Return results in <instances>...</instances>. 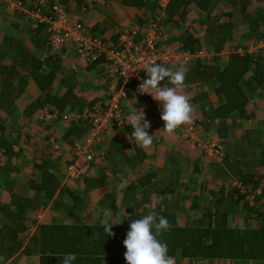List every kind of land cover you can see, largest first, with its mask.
I'll return each instance as SVG.
<instances>
[{
  "label": "trees",
  "instance_id": "trees-1",
  "mask_svg": "<svg viewBox=\"0 0 264 264\" xmlns=\"http://www.w3.org/2000/svg\"><path fill=\"white\" fill-rule=\"evenodd\" d=\"M49 1L50 4L54 3L52 0ZM60 1L68 8L73 4L71 0ZM72 1L75 2L74 10L85 6L83 5L85 0ZM122 2L141 10L142 13L137 14V25L140 27H144L150 18L157 14V0ZM192 3L197 4L204 12L203 33L201 34L195 26H184L185 29L181 30L180 34L176 32L174 37L183 49L191 51L200 49L204 39L214 55L192 58L186 63L173 61L164 66L173 70L184 68L185 87L196 86L205 81L212 84L216 104L207 93H199V97L192 100L202 106L200 114L203 116V125L214 123L218 133L222 137H227L229 127L235 126L227 121L232 113L238 112L242 120L255 117L250 110L251 103L246 89L254 92L264 87V50L244 53L230 51L227 54H222V51L227 46H233L235 49L248 48L252 44L264 41V0H172L168 3L167 15L162 18L160 24L170 23L172 29L177 31L188 19V6ZM70 10L74 11L71 6ZM223 16L227 18L224 19ZM29 27L27 30L32 45L40 50L47 48V53L46 57L40 58L22 44L16 48L18 50L12 56L11 66L4 70L0 68V110L7 115L16 112L15 101L27 83L22 76L24 74L18 70L19 66L30 76L40 92L24 109V117H31L38 108L45 106H55L59 111H63L71 101V98L68 100L67 94L59 96L52 92L54 80L63 68L59 56L48 54L49 32L46 26L39 24L37 27L30 29ZM104 31V25H96L93 29L94 34L105 35ZM17 43L21 44L22 41L18 38V42H15L13 37L7 36L0 46V50L3 47L6 48L4 50L6 52L1 53L4 52L6 55L7 48ZM73 108L77 107L73 105L69 107L70 110H76ZM59 118L63 119L62 113L59 114ZM2 122L0 115V150L11 158L15 154L16 143L7 139ZM68 129H70L68 134H75L73 137L76 139L82 136L85 129L89 131L90 124L80 118H72ZM253 133L259 132L254 129L245 131L242 140L248 145H240V151L236 152L238 156L236 153L235 157L228 153L222 158L227 166L226 170L222 169L223 177H228L232 184L228 190L223 185L218 190H209L206 183L201 182L196 193L194 192L192 196H183L190 190L191 184L197 183V175L203 171L198 162L194 164L187 181L180 179L182 166L179 161L167 165L169 171L164 178L159 173L153 175L148 173L140 178L138 184L147 195L154 192L157 195L154 199V210L166 217L171 225L168 231L158 237L167 243L170 256L264 258V172L259 175L251 172L254 166L264 165V144L261 145V150L253 149L256 147L253 146ZM249 154L257 161L255 165L248 162ZM40 168L42 170L40 180L32 184L35 187L34 196L13 193L9 203L0 199V264H5L18 253L37 256L38 262L31 264H61L66 253L76 254L77 259L73 264H126L123 240L129 224L132 219H138L149 211L140 208L135 193L130 195L131 199L126 212L123 213L121 223L112 220L113 223H118L112 226L115 235L107 236L100 224L103 211L101 219L94 223L83 222L81 216V206L85 204V199L89 198L90 189L104 186L105 176L99 174L100 176L94 177L87 174L81 183L85 188L78 191L79 187L72 188L61 183L56 161L43 159ZM49 169L54 170V174L50 173ZM2 184L3 182H0V187ZM246 194L253 196L252 203L250 199H246ZM66 197L69 199L66 200ZM110 197L113 198L108 202L104 198L100 200L105 201L104 209L116 208L115 195ZM139 199L142 204L149 202L146 195H141ZM241 202H245L244 210L249 211L250 218L252 215L257 216L258 221L255 224L246 218L239 222V225L233 224V216L242 214L243 209L239 208ZM49 204L51 207L62 208L68 218L37 222L32 212ZM180 209L187 214L197 215L192 219L188 218L185 224H180L178 219ZM129 217L131 219H128ZM34 225L36 229L30 234Z\"/></svg>",
  "mask_w": 264,
  "mask_h": 264
},
{
  "label": "rangeland",
  "instance_id": "rangeland-1",
  "mask_svg": "<svg viewBox=\"0 0 264 264\" xmlns=\"http://www.w3.org/2000/svg\"><path fill=\"white\" fill-rule=\"evenodd\" d=\"M120 6V2L118 3V0L115 3L111 2H103L102 0H98L96 2H90L85 6V10L81 11L80 15L82 19L85 21L87 19V15L90 12H93L94 14H98L100 17H103L105 14L111 13L115 14L118 16V20L121 22V26L125 27L124 33H130L132 29L128 28L127 26H134V13L133 11H127L126 8H118ZM73 8V7H72ZM77 8V7H76ZM118 8V9H116ZM2 12H0V29L3 31L6 29V27H10L11 32L16 31L18 34V27H15V24H23L21 20L18 18L15 19V14H12L9 10L7 11L6 8L1 7ZM81 10V9H79ZM78 10V11H79ZM77 11V10H76ZM164 11H161V13H158L156 15L160 16L161 20L164 18ZM87 14V15H86ZM97 15V16H98ZM94 17V16H93ZM189 20L187 21L189 24H194V26L199 30V32L202 34L203 29H204V24H202L203 17H204V12L203 13H192L190 14ZM196 18V19H194ZM224 19H226V16H223ZM160 20V22H161ZM14 22L12 24H9L8 22ZM85 23V22H84ZM88 24V23H86ZM25 25H22L20 28L23 29L24 33H27L24 30ZM128 28V29H127ZM162 29L164 34L169 38L167 40V44L172 47V48H178L179 41L174 37L175 31L172 29L170 23H163ZM144 31L143 29L137 30L136 36L139 35L141 36L140 39H142V35ZM240 31H238V34ZM200 34V35H201ZM19 35H23L22 33H19ZM27 35V34H26ZM202 36V35H201ZM203 44L207 50H208V55L207 57H212L214 55V52L210 50V47L208 46V42H205L203 39ZM240 48V47H239ZM232 49H235L233 46H227L223 51L222 54H227V52L231 51ZM236 50V49H235ZM74 54V53H73ZM199 58V57H198ZM203 58V57H202ZM179 61L182 63H186L184 61L180 60H175ZM73 62V61H72ZM71 62V63H72ZM81 62V63H80ZM79 63L76 62V66L79 67V65L82 67L85 61H80ZM79 70V68H78ZM60 76V75H59ZM88 83H86L84 86H82L83 91H86L87 93H91L95 91V89L91 88V81L92 78L90 75L87 76ZM104 79V78H100ZM101 80V82H102ZM104 81V80H103ZM162 84V83H161ZM163 85V84H162ZM103 87V85H101ZM55 89L56 92H60V87H59V82L55 84ZM193 92H201V90H208L212 94L211 100L216 104V99L214 96V92L212 90V84L210 82L207 83H201L199 85H196V87H192ZM187 91H190L188 89ZM37 92L35 85L30 86L28 89V98L29 95ZM248 92V90H247ZM130 98L133 100H136L137 95L133 91L132 94H130ZM91 96V95H90ZM24 102V101H23ZM136 102V101H135ZM252 102V106L254 105L255 107H260V112H258L257 117H252V119H244L245 122L240 123V125H236L233 128L231 126L229 127L230 130L228 131L227 137H222L218 131L215 128L214 123H211L209 125H203V118L200 117V115H195L196 118L193 119L200 124V131L197 132L193 140H188L187 138L185 140L183 137V133L181 134V130L176 129V131L169 135L163 131V133H157V132H150L152 130L151 128L149 129V134L153 135V146L157 145V149L152 147L148 148L151 156L155 159V162L158 166H161V161L165 158V153L167 154L166 157H170L167 165L170 166L172 162L174 161V156H178V161L181 163L182 170H181V175L180 179H187L188 176L190 175V172L197 162L199 163L200 167H203V171L200 172V175H197L198 181L195 184H191L189 189L187 191V194L183 196H192L193 193L197 192L200 189V183L205 182L207 188L209 190H218L222 185L228 190L231 188V180L228 177H223L222 174V169L227 168L225 162L222 158L224 154H230L234 156V154L239 150L240 145L241 146H246V141L242 140L243 134L245 133L246 129L252 128L253 124H258V121L261 119L264 120V100H261L259 97L252 98L250 103ZM190 103L192 105V99H190ZM132 101L127 102L125 105L126 111H133L134 108L132 107ZM19 106H22V104L19 102ZM17 107H18V102H17ZM18 110V108H17ZM140 110V109H139ZM1 119H2V125L5 127V136H7V139L10 141H14L16 150L15 154L11 157L8 158V156L3 153L4 151L1 150L0 154V182H3V184L0 187V199L3 201L9 200L10 197V189L11 187L17 185V191L18 189L21 191H26L28 189L29 191V186L32 185L34 182L37 180H40V176L42 174L41 168H35L33 166V161L32 160H40V162L43 161V159L47 160H58V168H59V173L61 175V183L63 182V185L69 186L72 188H78L79 190H83L85 187L81 185L82 180L87 177V174H90L94 177L98 176L100 173L105 172L106 175V170L109 168L108 160H109V153H108V145L109 142L110 144L113 141L114 138H116L118 141H120L124 146L127 144L128 152L133 154V142H132V137H129L128 140L130 141L129 144L126 143V134L128 132V128L126 127L125 130H111L110 132L104 133L102 136L101 140L94 139L91 144V154L98 153L99 156L96 157V161L92 162L90 165L89 170L87 171L86 174H84L81 178H79L77 181H71L66 177V172L68 171V168L71 163H73L76 159V153H75V145L76 143H88L87 138L91 136V130L87 132V129L83 131V134L80 138H74L73 136L75 134H68V128L70 126V119H60L59 117L53 118L50 120H45L40 118V113L31 116L30 118H26L24 116L18 115V111L15 113H12L11 115H6L5 113L1 114ZM157 120H161L160 117ZM21 121H24L26 124L24 126L18 127V124L21 123ZM162 121V120H161ZM158 124H161V122L157 121ZM163 125L164 122L162 121ZM127 124V123H126ZM126 124L122 125L125 126ZM121 126V127H122ZM25 127V132H29L32 134L33 141H30L28 144H24V149L26 150L25 153H21L18 157V131H22V128ZM91 127V126H90ZM120 128V127H115ZM70 130V129H69ZM110 130V129H109ZM23 132V131H22ZM130 132V130H129ZM167 134V135H166ZM179 134V135H178ZM118 136V137H117ZM185 136V135H184ZM177 137V138H176ZM181 137V138H180ZM186 137V136H185ZM161 138V139H160ZM115 140V139H114ZM179 140V145L181 148V151L179 154L176 155V153H173L174 151L171 149H175V143ZM108 141V142H107ZM219 141L221 145V151H222V156L220 153H218L216 150H210V145L213 142ZM264 144V139L260 140ZM125 142V143H124ZM135 142V141H134ZM156 142V143H154ZM108 144V145H107ZM170 144L172 146H170ZM151 145V146H152ZM130 146V148H129ZM258 149L261 150L262 146H256L253 147V149ZM251 149V148H250ZM90 151V150H88ZM112 153L110 152V157L111 160L115 159V162L121 165V169L118 172V170H114L112 168L109 169L107 173V177L105 178V188H109L113 191H116L118 189L117 185H119L122 182H126L128 184L129 182H133L136 185V182L134 181L133 174L130 175L129 170H126L127 164H125V160L122 159V155L117 152L111 150ZM152 151V152H151ZM253 152V151H252ZM217 154V155H216ZM236 156L238 154L236 153ZM259 156V155H258ZM103 157V158H102ZM113 157V158H112ZM248 157V158H247ZM246 158L248 159V162L252 164H256L257 161L254 160V157L251 156L250 154ZM233 158V157H232ZM259 161V160H258ZM20 164V165H19ZM108 164V165H107ZM19 165V166H18ZM126 165V166H124ZM147 165V163L142 164V167ZM153 165V164H152ZM23 166V168H22ZM120 166V165H118ZM154 166V165H153ZM104 167V168H103ZM168 169L163 170L160 173V176L164 178L166 174L168 173ZM264 172V165L259 166L256 168L254 166L251 170V172H255L256 175H259L260 173ZM213 174L214 177H212ZM100 176V175H99ZM20 178V179H18ZM233 179V178H232ZM230 180V181H229ZM164 181V180H161ZM20 182V183H18ZM236 180L234 181V183ZM163 183V182H162ZM138 184V182H137ZM237 185V184H236ZM18 186L20 188H18ZM22 188V189H21ZM81 188V189H80ZM115 188V189H112ZM97 189L98 186L92 187L90 189V193L92 196H94L96 193L97 194ZM138 189V188H137ZM185 192V191H184ZM157 195L153 196L151 199L149 198V202L155 203V198ZM69 197H66V200H68ZM246 199L249 200L252 203L253 202V196L249 194L247 196L246 194ZM87 199H85V204L81 206V216H83V222L86 223H94L97 222L100 218L101 215V209H95V205L93 203L87 202ZM130 201V200H128ZM95 202V201H94ZM91 205H90V204ZM250 203V204H251ZM120 208L123 207V198L120 195V199L118 201V205H120ZM51 204H49L45 208H39L35 211L32 212V215L37 219V222L41 221H49L51 219H64L66 218L67 214L66 212L60 208V207H50ZM239 208L242 211V214L240 215H234L233 216V224L234 225H239V222L241 223L242 220L244 221V218H246L250 223L255 224L258 219L257 216L252 215L251 218L249 217V211H245V202H241L239 205ZM49 209V210H48ZM124 209V208H123ZM123 213L119 207H116L115 209L112 210V219L115 222H121L122 221V216ZM197 215V213H192V214H187L184 210L180 209L178 211V218L180 221V224H185L186 221H188L192 218H194ZM189 216V217H188ZM256 217V218H255ZM68 218V217H67ZM68 221V220H65ZM36 229V225L32 226L30 230V234H32ZM38 262V257L35 255L28 256L24 253H19L17 256H15L14 259L7 261L6 264H31V263H36Z\"/></svg>",
  "mask_w": 264,
  "mask_h": 264
},
{
  "label": "crops",
  "instance_id": "crops-1",
  "mask_svg": "<svg viewBox=\"0 0 264 264\" xmlns=\"http://www.w3.org/2000/svg\"><path fill=\"white\" fill-rule=\"evenodd\" d=\"M52 1L54 2L56 0H52ZM58 1L61 2L60 0H58ZM91 1L92 2H96L98 0H85V4H83V5L86 6ZM102 1L104 3L105 2L115 3L117 0H102ZM170 1H172V0H157L158 9H157L156 13L158 14V13H161V11L165 10L164 11V16L166 17L167 9H168L167 7H168V5H169L168 3ZM49 2H51V1H49ZM119 2H120V6L118 8H120V7H121V9L122 8H126L127 11H129V12L133 11V13H134V17H133L134 21L133 22L135 24H134V26H129L128 25L127 27L130 28V29L133 28V30L143 29L144 27H142V26L140 27L139 25H137L138 24L137 23V14L140 15L142 13L141 10H139L134 5H126V4H124L122 2V0H118V3ZM72 3L75 4V2L71 0V4ZM73 4L69 5V8L68 7L67 8L70 10V6H71V9L73 7V10H74V5ZM1 7L6 8L7 11L9 10L6 2H4L3 0H0V12H2ZM118 8H116V9H118ZM74 11H76V10H74ZM195 12L203 13V11L197 6V4L192 3L190 6H188V14L190 16V14L195 13ZM11 13L15 14V19L18 18L19 20H21V22L23 24H15L16 25L15 27H18V34L16 33V31L11 32L12 28L10 29V27H8V26L3 31L0 29V46H2L3 40L7 36L8 37H10V36L13 37L15 42H18V38H19L20 41H22V43L21 44L17 43V44L12 45V46L10 45L7 48L8 52H7L6 55L4 54V52H6V51H4L6 48L2 47V49L0 50V53L2 51H4V52L0 54V60L2 61V62L0 61V68H2L3 70L11 66V64H12L11 63L12 56H13L14 52L16 50H18L16 48H19V46H21L22 44H23L24 47L29 49L32 52V54H36L40 58L46 57V53H47V51H46L47 48H44V49L40 50V49H37L36 47H34L32 45V42L30 41V38H29V33H28L27 28H28V26H30L29 27V29H30L33 26L31 25L30 20L28 19V17L24 13H20V12H18V13L11 12ZM97 15L98 14H94L93 12H90L86 16L87 19H85V21L82 19L85 22L84 24L86 26V29L90 33L94 34L93 33V29L95 28L96 25H104V27H105V31H104L105 35H100V34H95V35H100L103 38L105 37V39L108 40L110 43L116 44V46H118L119 45L118 44L119 40L121 39V36L123 34H125L124 31L126 30L125 27L121 26V24H120L121 22L118 20V16L115 15V14H111V13L105 14L103 17H100L99 15L97 16ZM194 19H196V18H194ZM188 20H189V17H188V19H186V22L181 24V25H183V27H180L179 29H177V31H175V33H174L175 35H176V32H178L180 34V31L185 29L184 26H187V27L194 26V24H189L187 22ZM8 23L12 24L14 22L10 21ZM86 23H88V24H86ZM22 25H25L24 26L25 27L24 30L27 31V33H24L23 29L20 28ZM19 33H22L23 35H19ZM127 34H129V33H127ZM114 35H115V39H114ZM135 38H136V40H139V38H141V36L139 37V35H138ZM179 45L182 46L180 43H179ZM2 56H3V59H2ZM59 60H60V63H61V67L63 69L59 72V74H57V77L54 80V83L52 85V92L55 95H59V96L67 94L68 100L71 98V101L68 103V106H66V108L63 111L62 110H60V111L58 110L59 113H62V114L66 113L67 114V113H72V112H76V111H81V110H83L86 107H92V106H94L96 104H101L102 102L107 100V98L109 97L108 85L110 84L111 79L108 76L107 67H106V64L104 62H82V63H84V64H82L83 66L81 67L79 65V67H77L75 65L76 62L79 63L80 61H83V60H79L73 54L72 51H69V53L67 54V57L64 58V59H61L59 57ZM173 61H175V60H173ZM173 61H163V62H160L159 64H162V65L171 64V63H173ZM177 62H179V61H177ZM180 63H182V62H180ZM78 68H79V70H78ZM18 70L21 72V74H24L22 76H24V79L27 81V83H26L24 89L20 92L17 100L15 101V109L14 110H16V112L18 111V115L23 116L24 111H25L24 109L26 108V106H28L34 99H36V97L40 94V92L37 89L35 83L33 81H31L30 76L26 75L27 73L20 66L18 67ZM88 75H90L91 78H92L91 88L95 89V91H93L91 93H87L86 91H83V89H82V86H84L86 83H88V79H87ZM100 78H104L103 79L104 81L102 79H100ZM101 80H102V82H101ZM57 81L59 82L60 92H56V89L54 87L55 84L57 83ZM207 82L205 81L203 83H207ZM14 83H16V80H14ZM161 83L164 85L166 83V80L165 81H161ZM34 85L36 87L37 92L29 95V98H28V89H29L30 86H34ZM101 85H103V87ZM169 86H171V85H169ZM192 87H196V86H191L190 85L189 87H183L182 89H179L178 91H180L181 94L187 95L190 99L199 97L198 96L199 93H203V94L207 93L208 96H212V94L208 90L207 91L206 90H201V92H193L192 91V89H193ZM188 89H190V91H187ZM246 90H248V89H246ZM132 92L130 94H132ZM247 93H248V96L250 98V101L252 100V98H256V97H259L261 100H264V87L262 89H260V90L254 91V92H252V91L249 92V90H248ZM130 96L131 95H129V97L127 99H124L122 101L124 109H125V105L127 104V102L132 101V104H131L132 107L134 109L142 110L145 113L146 119L148 121H150V124H151L150 128L152 129V130H150V132H157V133H161L162 132L163 133V129H162L163 128V123H162L161 120H157L160 116H157L155 114L154 107L152 105H150V101H149L148 97L137 95L136 100H133V99L130 98ZM17 102H18V107H17ZM19 102L22 104V106H19ZM194 102L195 101L192 100L194 118H196L195 115H200V117L203 118V116L200 114V107H202V106H200L199 103H194ZM251 104H252V102H251ZM71 105L77 107V108H73V109H76V110H70L69 107ZM81 106H83V107L80 108ZM17 108H18V110H17ZM50 108L53 109V108H57V107L52 106ZM259 108H261V106L260 107H255L254 105L250 106V110L255 114V117H257L258 112H260ZM40 109L38 108L31 116H34L37 113L39 114L40 113ZM125 112L127 113L128 111H126V109H125ZM2 113H5V112H2L0 110V115ZM5 114L7 115V113H5ZM26 118H30V117H26ZM157 121L161 122V124H158ZM227 121H228V123L236 124V125H240V123L245 122V120H242L239 117V113L238 112L232 113L228 117ZM25 124L26 123L24 121H21V123L18 124V127L24 126ZM126 127L130 130V132L128 130L127 134L125 135L126 138H127L126 139V143L129 144L130 141L128 140V138L131 137L130 134L132 132V128H131V126L129 124H126L125 126H122L120 128L110 129L107 132H110L111 130H118V131H120L122 129L125 130ZM149 129H147L148 132H149ZM250 129H254V130H257V132H259L257 134L253 133V135H252V137L254 139V141H253L254 145L253 146H257V145L261 146L263 143L260 140L264 139V120L261 119L260 121H258V124H256V125L253 124L252 128H249V129H246V130L248 131ZM22 131H20V130L18 131V157H19V155L21 153L24 154L25 151H26L24 149L23 145L30 143V141H33V138H32L33 135L30 134L29 132H25V127L22 128ZM114 139H113L114 142H112L111 144L109 142V145L107 144L108 145L107 150H108V153H109V157H108L109 158V160H108L109 168L106 170V175H105V172H104V174L103 173H100V174L107 177V173H108L110 168H112L114 170L116 169V170H118V172L120 171L122 164H118L120 166L116 165L117 163L115 162V159L111 160V157H110V152L112 153L111 150L117 151V152H119L122 155V159L125 160V164H127V166H128V167H126V170H129L130 175L131 174H133V176L135 175L134 181L136 182V185L133 182L132 183L129 182L125 188H123V189H119L118 188V189H116V191H113V190H111L109 188H105V185H106V182H105L104 186L98 187L97 194L94 193L95 195L92 196L91 193H89V198L86 201L90 202V203H93L95 205V209L100 208L103 211L105 201L108 202L109 199L113 198V197H110V196L114 194L115 195L114 199H115L116 207H119V209L122 212H126V209H127V206H128L127 204L129 202L128 200L131 199L130 195L135 193L136 197L139 200L138 204L140 205V208H142L143 204L141 202V199H139V198H141V195L142 196L146 195V196H148L151 199L153 196L156 195V193L154 192V193H151V194L147 195V193L141 188L142 186L140 187L139 184H137V182H139L140 178L144 177L148 173L151 174V175H153L155 173L156 174L157 173L160 174L163 170L167 169V163H168L170 157H166L167 154L165 153V158L163 159V161L160 162L161 166H158L156 164V162H155V159L151 156V153H150L149 149L141 148L137 144V142H134L135 141L134 139H132L134 147L132 149L133 150V154H131V155H130V153L127 150V148H128L127 144L124 146L116 138H114ZM154 143H156V142H154ZM170 146H172V145L170 144ZM152 147L157 149V145L156 146L152 145L150 148L152 149ZM129 148H130V146H129ZM174 148L175 149H171V150L174 151L173 153H176V155L179 154L180 151H181V148H180V145H179V140L175 143ZM14 149L16 150V148H14ZM32 161L34 163L33 166L35 168L36 167L40 168V165L42 163V162H40V160L36 159V160H32ZM53 161H56V160H53ZM174 161H176V162L178 161V156H174ZM56 162H58V160ZM145 163H147V165L142 167V164H145ZM124 166H126V165H124ZM259 166H261V164L260 165H256V168H258ZM22 168H23V166H22ZM180 175H181V173H180ZM212 177H214V175H212ZM18 179H20V178H18ZM104 181H105V177H104ZM186 181H187V179H186ZM36 182H34V183H36ZM18 183H20V182H18ZM62 184H63V182H62ZM17 185L18 184H16L15 186L11 187V189L9 191L10 192L9 200H7V201H3L2 200L3 202L9 203L10 200H11V195L13 193H18V194L23 195V196H30V197L34 196V194H35V187L34 186L30 185L28 187L29 191H28V189L26 191H21V190L18 189V191H17ZM146 187L147 186H145V188ZM18 188H20V187L18 186ZM112 189H115V188H112ZM120 195L123 198V207L122 208H120L121 204L118 205V201L120 199ZM103 198L105 199V201L104 202H102V201L100 202V200L103 199ZM148 201H149V199H148ZM102 203H103V205H102ZM179 223H180V221H179ZM173 257L175 259V264H264V258H262V259L189 258V257H181L180 255H175ZM14 258H15V256L12 259H14Z\"/></svg>",
  "mask_w": 264,
  "mask_h": 264
},
{
  "label": "built area",
  "instance_id": "built-area-1",
  "mask_svg": "<svg viewBox=\"0 0 264 264\" xmlns=\"http://www.w3.org/2000/svg\"><path fill=\"white\" fill-rule=\"evenodd\" d=\"M3 1L6 2L11 12L24 13L33 27H37L39 24L46 25L49 32L48 54L64 59L69 51H72L79 60L106 64L107 73L111 79L108 85L109 97L107 100L81 111L62 114L63 119L80 118L89 122L91 126V136L87 138L88 143H76L75 145L76 159L66 172V177L71 181H77L86 174L90 164L95 162L96 157L99 156L98 153L91 154L92 141L94 139L101 140L106 130L121 127L127 123L125 118L132 111L126 113L122 101L127 99L132 91L137 95L148 97L150 105L154 107L155 114L160 116L159 102L155 101L151 95L141 94L138 91L139 84L147 78L145 71L141 68L149 58L159 64L163 61L186 62L192 58L209 56L208 50L204 46L195 51L183 49L182 46L170 47L167 44L169 38L163 32L160 24L161 18L158 15L150 18L144 26L142 39L136 40L137 30H133L129 34H123L119 45L116 46L102 36L92 34L86 29L80 15L81 11L85 10V6L79 11H71L58 0L51 4L48 0ZM258 50H264V41L252 44L248 48L232 49L231 51L244 53ZM127 72L128 75H126ZM160 86H163L161 82ZM59 114L58 109H51L49 106L40 109L42 120L57 118ZM200 127V124L193 119L192 124L182 125L179 128L184 138L193 140L197 132L200 131ZM219 143L221 142H213L210 145V150H216L222 156Z\"/></svg>",
  "mask_w": 264,
  "mask_h": 264
},
{
  "label": "clouds",
  "instance_id": "clouds-1",
  "mask_svg": "<svg viewBox=\"0 0 264 264\" xmlns=\"http://www.w3.org/2000/svg\"><path fill=\"white\" fill-rule=\"evenodd\" d=\"M141 69L145 71L147 78L139 84L138 91L141 94L151 95L155 101L159 102L160 119L164 122L163 131L171 135L182 125L192 124L193 107L190 98L178 91L185 87L186 71L184 68L173 70L149 58ZM165 80L166 83L160 86V82ZM125 119L132 128L130 136L135 142L143 149L150 148L153 135L147 131L151 124L146 119L145 113L134 109ZM49 171L54 174V170L49 169ZM126 186V182L117 185L119 189ZM142 207L149 211L138 219L131 220L123 240L126 248L124 252L126 264H175L174 257L169 255L167 243L158 238L171 228L168 219L154 210L152 202H146ZM102 215L100 224L104 233L107 236H114L112 226L118 223L112 222V209H103ZM76 259L75 253H66L61 264H73Z\"/></svg>",
  "mask_w": 264,
  "mask_h": 264
}]
</instances>
